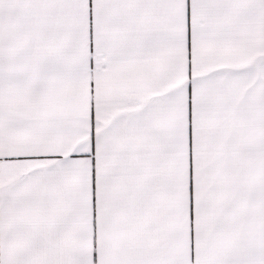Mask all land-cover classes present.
Listing matches in <instances>:
<instances>
[{
  "label": "snow or ice",
  "instance_id": "snow-or-ice-1",
  "mask_svg": "<svg viewBox=\"0 0 264 264\" xmlns=\"http://www.w3.org/2000/svg\"><path fill=\"white\" fill-rule=\"evenodd\" d=\"M0 264H264V0H0Z\"/></svg>",
  "mask_w": 264,
  "mask_h": 264
}]
</instances>
